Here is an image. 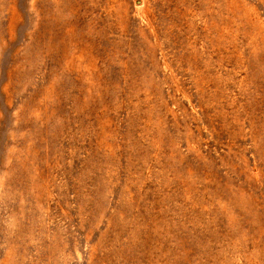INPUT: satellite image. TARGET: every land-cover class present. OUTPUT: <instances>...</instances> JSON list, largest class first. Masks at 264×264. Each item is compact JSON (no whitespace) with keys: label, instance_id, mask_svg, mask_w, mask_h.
<instances>
[{"label":"rangeland","instance_id":"rangeland-1","mask_svg":"<svg viewBox=\"0 0 264 264\" xmlns=\"http://www.w3.org/2000/svg\"><path fill=\"white\" fill-rule=\"evenodd\" d=\"M0 264H264V0H0Z\"/></svg>","mask_w":264,"mask_h":264}]
</instances>
